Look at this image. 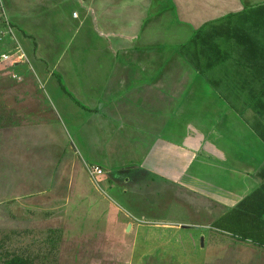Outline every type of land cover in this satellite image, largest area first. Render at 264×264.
<instances>
[{"label":"crops","instance_id":"crops-1","mask_svg":"<svg viewBox=\"0 0 264 264\" xmlns=\"http://www.w3.org/2000/svg\"><path fill=\"white\" fill-rule=\"evenodd\" d=\"M250 11H264V0H0V16L27 47L26 61L15 63L12 75L23 74L18 80L34 90L25 69L36 80L53 76L43 65L57 44L47 36L84 32L86 63L53 68L60 70L61 89L87 100L77 107L86 120L76 132L85 166L119 178L130 173L155 197L164 186L183 189L222 209L221 216L262 182L264 95L235 89L260 88L251 73L261 70L264 77V59L255 64L231 34L249 25ZM30 116L38 122L0 129V189L16 201L67 199L75 153L55 131L50 139L56 144L35 134L47 118L43 111ZM102 186L118 191L105 179Z\"/></svg>","mask_w":264,"mask_h":264},{"label":"rangeland","instance_id":"rangeland-1","mask_svg":"<svg viewBox=\"0 0 264 264\" xmlns=\"http://www.w3.org/2000/svg\"><path fill=\"white\" fill-rule=\"evenodd\" d=\"M255 17L250 11L249 25L232 28L231 34L239 36L238 43L233 39L239 49L249 38L258 42V49L263 52L264 27L260 23L254 25ZM52 27L58 29L59 25ZM6 30L0 16V53L16 46L12 37L4 33ZM13 34L20 43V33ZM63 34L62 39L50 35L46 38L57 44L47 57L51 61L43 65L53 76H39L36 80L24 66L28 74L24 77L33 80L38 90L18 80L16 75L23 74L12 75L14 64L0 63V129L38 122L30 115L43 111L47 118L35 134L45 137L49 145L56 144L50 137L57 132L63 138L65 150L68 147L76 159L74 184L67 199L45 203L26 198L16 201L0 189V264L14 256L26 259L29 264H264V248L244 239L238 228L227 225L225 220L218 222L223 210L209 201L180 188L165 189L166 186L155 197L149 185L146 187L130 173L119 178L104 171L90 177L82 163L87 157L76 134L86 120L84 113H77V107L87 100L82 101L65 86L61 89L55 79L60 70L53 68L55 64L60 69L70 67L77 60L86 63L87 43L84 48L81 46L85 41V37L81 38L82 31L78 35L68 31ZM95 43L96 40H91L90 46ZM21 48L27 47L22 44ZM81 49L85 54L75 55L74 51L83 52ZM71 74L67 76L72 85ZM236 107L241 110L242 105ZM125 177L129 180L122 185ZM103 179L118 191L103 189ZM141 184L145 190L136 192ZM120 185L126 188L125 194H120Z\"/></svg>","mask_w":264,"mask_h":264},{"label":"trees","instance_id":"trees-1","mask_svg":"<svg viewBox=\"0 0 264 264\" xmlns=\"http://www.w3.org/2000/svg\"><path fill=\"white\" fill-rule=\"evenodd\" d=\"M255 16H257V18L255 17L256 19L254 21V25L260 23L264 27V11L258 14L256 13ZM10 26L12 27L13 25ZM249 29L250 31L252 30L251 32H253V28L251 26ZM234 35L236 34L234 33ZM236 39L240 40L239 36H236ZM192 41L196 42L195 39H192ZM243 44L244 46H246V48H248V53L250 55L253 54V57H249V59L252 58L255 64L263 61L264 51L261 52L258 49V42H253L251 39L247 38V40L245 39V42ZM251 74H253V77L260 82V88L248 89L246 86H243L238 89V92L241 95L263 96V72L260 70L259 72H254ZM261 139L264 142V138ZM257 176L262 181L260 186L251 195L240 201L236 209H232L226 214L222 215L219 219H217V221L220 222L221 220H225L227 225L237 227L241 234L244 235V239L248 238L251 240V242L264 248V167L258 171ZM214 224L215 222H213L211 226L214 227ZM1 264L29 263L26 259L14 256L12 258L5 259Z\"/></svg>","mask_w":264,"mask_h":264},{"label":"built area","instance_id":"built-area-1","mask_svg":"<svg viewBox=\"0 0 264 264\" xmlns=\"http://www.w3.org/2000/svg\"><path fill=\"white\" fill-rule=\"evenodd\" d=\"M75 15L76 14L74 13L73 16ZM4 22L7 28V30L4 33L12 37V39L16 43V46L13 47V50L0 54V63L11 62L12 64H15V63L25 62L26 61L25 54L15 39L12 27L5 20ZM87 170H88L90 177L92 178L102 174V170L98 166H87Z\"/></svg>","mask_w":264,"mask_h":264}]
</instances>
